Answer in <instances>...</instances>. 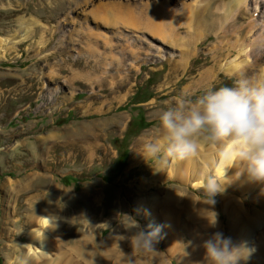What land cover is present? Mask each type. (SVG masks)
Segmentation results:
<instances>
[{
    "label": "rangeland",
    "instance_id": "rangeland-1",
    "mask_svg": "<svg viewBox=\"0 0 264 264\" xmlns=\"http://www.w3.org/2000/svg\"><path fill=\"white\" fill-rule=\"evenodd\" d=\"M83 1L0 0V264H22L29 247L42 248L37 255H28L36 257L29 264H92L93 258L94 264H121L117 246L103 249L89 243L87 251L82 248L83 255L74 252V239L85 230L98 241L120 231L130 237L133 231H125L119 220L125 213L134 215L142 227L157 225L163 221L165 210L148 202L158 194L176 196L166 204L170 235L165 237L161 231L154 260L151 255H136L135 264H141L140 257L148 264H185L190 256L188 264H208L204 241L217 231L234 241L232 236L238 228L233 230L226 224L224 198L231 193L211 169L226 141L209 146L215 151L208 158L203 156L206 153H199L184 159L202 169L205 176L201 186H193V178L184 181L182 175H155L152 168L158 163L145 159L138 142L160 130L159 121H154L157 113L174 104L181 93L195 100L208 88L231 86L239 78L238 71L231 69L211 79L219 62L225 69L238 56V46L234 56L224 59L227 51L221 50L220 38L212 34L211 40L202 39L189 55V68L184 73L187 51L183 45L175 48L171 39L159 33L167 31L169 37L179 33L181 38L187 35L189 28L181 16L189 2H194L191 12L199 13L212 3L221 6L230 0H174L168 4L172 15L157 30L115 26L106 16L98 15L96 7L111 11L129 7L146 13L143 4L165 0H93L86 12H80ZM251 14L248 5L234 19L236 27H242L230 32L226 40L235 43L245 33ZM173 16L179 23L170 21ZM79 30L96 35L97 41L91 39L88 46ZM93 57L99 65H93ZM254 69L248 74L253 76ZM144 97L148 100L134 103ZM132 108H143L147 122L137 135L127 136V124L136 114ZM63 134L70 143L62 142ZM124 153H128L127 165L120 169L116 159ZM135 154L138 160H134ZM177 162L168 161L164 166L168 173H174ZM239 165L235 156L229 167L234 170ZM29 174L33 176L30 182L26 180ZM209 177L223 182V190L214 197L215 205H209L205 195ZM11 181L15 184L8 200L5 195ZM250 196L234 195L246 202L249 212L255 208L254 212L264 214V206L252 203ZM40 198L56 209L54 213L71 218L72 225H62L63 243L46 232L42 246L31 242L39 216L35 218L38 213L30 212L34 200ZM137 209H147L150 215L143 211L137 214ZM211 211L218 214L221 225L211 227L207 223L204 213ZM261 231H254L255 239ZM118 245L124 254L131 253L130 240L123 239ZM64 253H72L75 260H63ZM159 253L162 261L158 260Z\"/></svg>",
    "mask_w": 264,
    "mask_h": 264
},
{
    "label": "bare ground",
    "instance_id": "bare-ground-1",
    "mask_svg": "<svg viewBox=\"0 0 264 264\" xmlns=\"http://www.w3.org/2000/svg\"><path fill=\"white\" fill-rule=\"evenodd\" d=\"M170 2H174V0H165V2L158 4L145 3L143 6L147 9L146 13L133 11V9L129 7H121L111 11L107 9H100V6L96 7L98 8L96 13L100 16H106L111 23L115 24V26H126L135 30H157L161 28L164 24V21L170 15H172L168 10V4ZM91 3H93V0L83 1L79 5V11L86 12L88 8L91 7ZM193 3L194 2L188 3V7L183 9V15L181 16V19H183L185 22V26L189 28L185 37L181 38L179 33H175L169 37V33L167 31L159 32L163 37H168V39H171L175 48L176 46L178 48V46L182 47L183 45L182 48L187 51L185 53V60L183 62V69L187 64V68L185 69L184 73H186L189 68V55L193 54L195 50L199 48L202 39L207 41L212 37V34L213 36H218L220 38L219 43L221 45V50L227 51L224 59L230 58L238 52L236 50V46H238L239 49L238 56H236L233 61L228 63L227 68L224 69V67H222L219 62L216 70L211 76L212 80H214L220 72H228L231 69L238 71L239 77L241 75L254 77L257 74L264 72V0H230L226 2L228 4H223L221 6H218L219 4L214 3V5L212 3V6H210L205 12L199 13L191 12ZM248 5L251 6L252 14L247 19L245 33L241 35L235 43H230L229 40H226V38L229 36V33L232 31L237 32L242 27H236L234 24V19L238 14L245 11ZM175 19L176 17L173 16L170 21L179 23ZM203 26H205V29L201 31L200 28ZM77 33L86 38V44L88 46H91V39L97 41L96 35L92 33H85L82 30H79ZM182 40H184V43ZM2 42L3 40L0 38V44ZM0 56H3V52H0ZM99 64L100 61L93 57V65L96 66ZM252 68H255L253 76L248 74V70ZM103 70L105 72V68H103ZM161 137L162 133L161 130H159L155 136L140 140L138 145L143 147L145 142L149 140L160 139ZM62 142L70 143L71 140L63 134ZM200 147H202L203 150L199 148L198 154L206 153L203 155L205 158H208L209 153L211 154L213 151H215V148L209 147L207 142L202 143ZM238 151L239 148L237 147L235 141L224 142L215 163L211 165V169L217 178L226 183L227 188L231 193V195H228L224 198V208L227 218L226 224L230 225L232 229L238 227L237 230L233 229L235 232L232 236L234 239L233 242L246 243L250 248L254 246L255 249L248 259L241 260L239 264H264V214L254 212L255 208H251L250 212H254V214L251 215L247 210L246 202L241 201L240 198L236 199L234 197V195L243 196L249 193L251 194L249 198L252 203L259 206H264V182L250 180L246 174L242 173L244 171L245 165L241 161L240 165L236 169H230L229 165L232 159L235 156H238ZM138 158L139 155L136 154L134 156V160H138ZM226 168L228 169L225 173ZM152 169L154 170L153 173L157 176L178 177L179 175H182L184 181L193 178L196 180V183H194L193 186H201L205 176V174L202 173V169L200 167H196L192 161L188 160H178L174 173H168L167 169L165 167H161L159 164ZM32 177L33 176L29 174L26 180L30 182ZM65 181L66 184H68L67 180ZM5 184L6 182L4 183V186ZM13 184H15L13 181L7 183L8 193L5 195V197L6 199L8 198V200H11L12 198V192L14 190ZM175 197V194H169L165 197H162L160 194H158L157 196L152 197L149 202L148 199H146L143 203V206H145L148 202L151 207L156 204L157 209L164 208L165 211L162 215L163 221L157 223V225H166V229L162 230L165 234V237L170 235V232L167 231L166 204ZM186 203L187 200L184 199L182 201L184 207H186ZM33 204L34 212L38 213L36 214L35 218L38 216L39 217L37 218L38 228H35L30 235L31 242H37L40 246H42V237L46 232L47 235H54L56 242L63 243L65 234L62 230V225H72L73 222L71 218L65 217L60 213H54L56 209L53 206H47L46 202L41 198L38 201L34 200ZM174 212L176 211L174 210ZM53 214L59 217L58 227L55 229L45 228L47 227L46 222L40 217ZM204 216L205 218L208 217L211 219L212 213H204ZM219 225H221V222L218 217L217 226ZM255 230H262L257 239H255L254 236ZM242 231L245 232L246 235H243ZM119 236H122V231L117 232L114 237L110 235L104 241H98L95 236L90 235L89 232L85 230L83 231V234L79 233L78 237L74 239V252L77 251L84 255L82 248L87 251L89 248V243L93 245H102L103 249L116 248V244L123 243V239H121ZM41 249L42 248L38 247L35 249H30L29 247L28 254L24 256L22 264H29V260L35 259L36 257L29 258L28 255H37L36 253L41 252ZM62 259L67 262H73L75 260L72 253L62 254ZM163 259L164 257L161 253H159L158 260L162 261ZM191 259L192 256L188 257L185 264H188Z\"/></svg>",
    "mask_w": 264,
    "mask_h": 264
},
{
    "label": "clouds",
    "instance_id": "clouds-1",
    "mask_svg": "<svg viewBox=\"0 0 264 264\" xmlns=\"http://www.w3.org/2000/svg\"><path fill=\"white\" fill-rule=\"evenodd\" d=\"M157 118L162 137L143 144L142 155L146 160L154 159L164 167L169 160L197 155L202 143L235 141L239 148L237 159L245 165L242 173L250 180L264 182V72L254 77L241 75L231 86L208 88L195 100L181 93L174 104L157 113ZM222 184L220 180L208 178L204 188L209 205H215L214 197L223 190ZM141 211L150 215L147 209L136 210L137 214ZM211 212V219L206 218L211 227H216L218 214ZM120 217L121 226L133 231L130 237L119 236L130 240L131 253L124 254L116 244L122 254L121 264H135L136 255H151L154 260L155 244L163 225L142 227L134 215L125 213ZM40 218L46 222L45 228L58 227V216ZM203 247L208 264H239L255 251L246 243H234L219 231L205 240Z\"/></svg>",
    "mask_w": 264,
    "mask_h": 264
},
{
    "label": "trees",
    "instance_id": "trees-1",
    "mask_svg": "<svg viewBox=\"0 0 264 264\" xmlns=\"http://www.w3.org/2000/svg\"><path fill=\"white\" fill-rule=\"evenodd\" d=\"M139 124L142 125V122L139 121ZM121 157L122 156L118 157V162H119L120 166L123 165V162H124L123 159H121Z\"/></svg>",
    "mask_w": 264,
    "mask_h": 264
}]
</instances>
